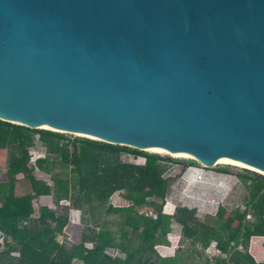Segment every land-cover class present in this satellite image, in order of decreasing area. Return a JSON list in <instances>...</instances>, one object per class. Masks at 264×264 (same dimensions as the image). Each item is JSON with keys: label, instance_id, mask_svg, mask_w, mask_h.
Here are the masks:
<instances>
[{"label": "water", "instance_id": "1", "mask_svg": "<svg viewBox=\"0 0 264 264\" xmlns=\"http://www.w3.org/2000/svg\"><path fill=\"white\" fill-rule=\"evenodd\" d=\"M0 120L264 175V0H0Z\"/></svg>", "mask_w": 264, "mask_h": 264}, {"label": "trees", "instance_id": "2", "mask_svg": "<svg viewBox=\"0 0 264 264\" xmlns=\"http://www.w3.org/2000/svg\"><path fill=\"white\" fill-rule=\"evenodd\" d=\"M37 146L44 157L33 166L30 152ZM0 151L8 154L0 175V264H264L262 174L218 164L219 172L241 180L249 197L245 208L222 205L216 216L203 220L188 206L166 211L173 178L170 160L159 153L2 120ZM123 153L134 160H123ZM45 196H53L54 209H37ZM154 197L163 202L151 201ZM155 204L156 215L141 211ZM71 210L81 211V224L70 221ZM111 216L117 218L114 224L108 223ZM173 222L182 226L190 246L164 257L156 247L168 243ZM213 244L219 254L211 256Z\"/></svg>", "mask_w": 264, "mask_h": 264}, {"label": "rangeland", "instance_id": "3", "mask_svg": "<svg viewBox=\"0 0 264 264\" xmlns=\"http://www.w3.org/2000/svg\"><path fill=\"white\" fill-rule=\"evenodd\" d=\"M31 164L35 166V162L39 158L44 157L43 149L37 146L31 150ZM163 158H166L168 154L159 153ZM173 156V155H172ZM8 154L7 151H0V175L4 174L6 170ZM123 160L133 161V155L129 153H123ZM191 157L186 156H173V160L170 161L168 176L173 178L171 183V189L166 201L165 209L168 213H174L179 206H188L190 208L197 209V215L206 220L209 216H216L219 208L223 205L229 210H233L239 206L245 208L246 201L249 197L248 189L243 185L241 180L235 174H227L219 172L217 168L219 165L208 166L203 162L200 164L194 163ZM138 162H144V158L137 159ZM224 164V163H223ZM227 164V163H226ZM238 166V165H235ZM242 169L245 167L239 166ZM263 175V174H262ZM18 178L21 180L23 175L20 174ZM48 184L52 186L53 180H49ZM29 187L24 185L21 192L28 193ZM19 192V193H21ZM117 193L113 195L112 200H116ZM151 201L160 204L163 202L161 198H150ZM41 206H47L52 209L56 207L53 196H45L41 198L37 204V209ZM156 204L149 209H141L143 213L150 215H156ZM69 217L74 224H81L83 215L81 211L71 210ZM251 218V216H249ZM90 220V219H89ZM108 223L114 224L117 220L116 217L111 216L108 219ZM112 226V225H110ZM116 229L115 225L112 226ZM168 243L157 244V250L162 256H175L177 249L180 246L186 249L190 246L189 243H185L182 239V226L176 222L172 224V230L167 236ZM63 242L64 239L60 238ZM2 243V237L0 234V244ZM183 244V245H182ZM91 247V245H88ZM114 253V252H111ZM211 256L219 254V250L216 244H213L207 251ZM117 255V253H116Z\"/></svg>", "mask_w": 264, "mask_h": 264}, {"label": "bare ground", "instance_id": "4", "mask_svg": "<svg viewBox=\"0 0 264 264\" xmlns=\"http://www.w3.org/2000/svg\"><path fill=\"white\" fill-rule=\"evenodd\" d=\"M157 152H163V153H166V154H170V155H173V156H178V157H181V156H186V157H191L192 156H188V155H183V154H177V153H169L165 150H156ZM195 158V157H194ZM201 162H203L204 164L208 165V166H213L214 164H216L215 162H212V161H209V160H203V159H200L198 158ZM229 164H237V165H240V166H244L242 164H239V163H235V162H228Z\"/></svg>", "mask_w": 264, "mask_h": 264}, {"label": "crops", "instance_id": "5", "mask_svg": "<svg viewBox=\"0 0 264 264\" xmlns=\"http://www.w3.org/2000/svg\"><path fill=\"white\" fill-rule=\"evenodd\" d=\"M77 211V210H76ZM70 221H71V218H70ZM72 222V221H71ZM73 223V222H72ZM78 263V262H77Z\"/></svg>", "mask_w": 264, "mask_h": 264}, {"label": "built area", "instance_id": "6", "mask_svg": "<svg viewBox=\"0 0 264 264\" xmlns=\"http://www.w3.org/2000/svg\"><path fill=\"white\" fill-rule=\"evenodd\" d=\"M147 215H150V213L149 214H147ZM154 215V214H153Z\"/></svg>", "mask_w": 264, "mask_h": 264}]
</instances>
